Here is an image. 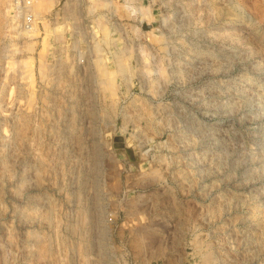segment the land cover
Listing matches in <instances>:
<instances>
[{"label":"rangeland","instance_id":"1","mask_svg":"<svg viewBox=\"0 0 264 264\" xmlns=\"http://www.w3.org/2000/svg\"><path fill=\"white\" fill-rule=\"evenodd\" d=\"M0 264H264V0H0Z\"/></svg>","mask_w":264,"mask_h":264}]
</instances>
